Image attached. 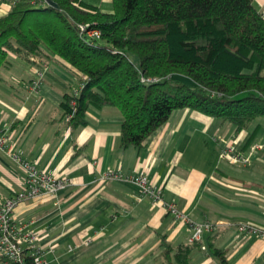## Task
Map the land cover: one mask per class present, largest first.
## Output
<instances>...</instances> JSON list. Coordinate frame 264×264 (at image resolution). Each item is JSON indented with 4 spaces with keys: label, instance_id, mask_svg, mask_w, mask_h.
<instances>
[{
    "label": "crops",
    "instance_id": "1",
    "mask_svg": "<svg viewBox=\"0 0 264 264\" xmlns=\"http://www.w3.org/2000/svg\"><path fill=\"white\" fill-rule=\"evenodd\" d=\"M85 1L114 11V0ZM254 6L264 15V0ZM10 9L0 1V16ZM11 62L1 70L0 131L24 158L72 182L56 195L21 202L13 213L39 236L51 264H164V240L188 243L192 226L128 179L141 175L193 222L217 225L193 251L194 264H220L214 248L225 250L231 264H264V239L240 230L264 228V117L238 131L232 122L177 109L142 147H123L124 118L116 108L90 107L84 125L69 126L62 102L81 87V74L69 63L53 56L34 90L39 62L15 55ZM107 172L125 178L109 179ZM24 181V170L0 149V204Z\"/></svg>",
    "mask_w": 264,
    "mask_h": 264
},
{
    "label": "trees",
    "instance_id": "2",
    "mask_svg": "<svg viewBox=\"0 0 264 264\" xmlns=\"http://www.w3.org/2000/svg\"><path fill=\"white\" fill-rule=\"evenodd\" d=\"M254 1L114 0L104 12L85 0H15L0 16V77L12 55L46 63L59 56L81 74L79 91L62 102L69 126L84 125L90 107L116 108L123 147H142L184 108L243 130L264 117V15ZM201 241L164 240L163 263L194 264ZM214 253L231 264L225 250Z\"/></svg>",
    "mask_w": 264,
    "mask_h": 264
},
{
    "label": "built area",
    "instance_id": "3",
    "mask_svg": "<svg viewBox=\"0 0 264 264\" xmlns=\"http://www.w3.org/2000/svg\"><path fill=\"white\" fill-rule=\"evenodd\" d=\"M0 1H7L11 4L15 2V0ZM33 2L45 5L49 3V0H33ZM81 29L85 32V36L89 38L100 37V31L97 29L86 28L83 25H81ZM38 64L39 67L31 82V88L34 90L40 89L48 70V63L39 62ZM0 149L11 156L25 172L24 187L0 204V258L3 264H51L45 258L44 248L39 245V236L34 232L25 231L23 226L14 218L13 213L21 202L46 195H56L59 191L69 187L72 182L69 178L53 175L24 158L12 145L10 146L9 135L2 131H0ZM105 177L109 179L125 178L119 172H107ZM128 179L138 183L145 196L151 197L155 202L162 203L166 210L174 215L176 220L186 222L192 226L193 233L189 238L190 243L201 241L206 232L216 229L217 225L209 220L202 223L193 222L175 203L166 202L163 198L162 189L151 183L147 176L141 175ZM240 230L264 239L263 227L243 224L240 226ZM203 248L205 249V246ZM27 259H30V261Z\"/></svg>",
    "mask_w": 264,
    "mask_h": 264
},
{
    "label": "rangeland",
    "instance_id": "4",
    "mask_svg": "<svg viewBox=\"0 0 264 264\" xmlns=\"http://www.w3.org/2000/svg\"><path fill=\"white\" fill-rule=\"evenodd\" d=\"M12 5V4H11ZM49 68H50V64L48 63V70H49ZM48 70H47V72H48Z\"/></svg>",
    "mask_w": 264,
    "mask_h": 264
}]
</instances>
